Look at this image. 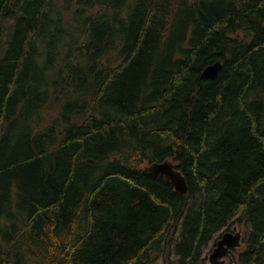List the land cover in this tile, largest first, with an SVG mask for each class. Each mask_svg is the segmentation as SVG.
<instances>
[{
    "label": "trees",
    "instance_id": "1",
    "mask_svg": "<svg viewBox=\"0 0 264 264\" xmlns=\"http://www.w3.org/2000/svg\"><path fill=\"white\" fill-rule=\"evenodd\" d=\"M232 221L264 264V0H0V264H206Z\"/></svg>",
    "mask_w": 264,
    "mask_h": 264
},
{
    "label": "water",
    "instance_id": "2",
    "mask_svg": "<svg viewBox=\"0 0 264 264\" xmlns=\"http://www.w3.org/2000/svg\"><path fill=\"white\" fill-rule=\"evenodd\" d=\"M222 67L221 61L217 60L213 63L206 65L201 71L203 78L214 79L218 75ZM147 171L155 176L162 175L173 186L174 191L177 194H186L188 185L185 176L174 167L172 161L166 159L164 161H154L147 166ZM241 244V233L239 231L224 232L221 237L216 241L215 247L209 254L210 264H223L222 257L225 253L234 247H238Z\"/></svg>",
    "mask_w": 264,
    "mask_h": 264
},
{
    "label": "rangeland",
    "instance_id": "3",
    "mask_svg": "<svg viewBox=\"0 0 264 264\" xmlns=\"http://www.w3.org/2000/svg\"><path fill=\"white\" fill-rule=\"evenodd\" d=\"M146 165V164H145ZM236 227L237 229H240L242 231L243 234L244 233V228H242L240 226L239 223H236L234 221H232L231 223H229V225H227L226 227H224L222 230L224 231L225 229L232 231L233 228ZM220 235V233H217L214 235V237L212 238V240L209 242L208 246L205 248L204 252L207 255V259H208V254L211 251L212 247L214 246V243L216 241V239L218 238V236ZM242 246V245H241ZM242 248V247H241ZM240 247L238 249H241ZM225 263L224 264H236L233 255H228L225 256L224 258ZM207 264H209L208 260L206 261ZM154 264H164L163 258L159 257Z\"/></svg>",
    "mask_w": 264,
    "mask_h": 264
},
{
    "label": "bare ground",
    "instance_id": "4",
    "mask_svg": "<svg viewBox=\"0 0 264 264\" xmlns=\"http://www.w3.org/2000/svg\"><path fill=\"white\" fill-rule=\"evenodd\" d=\"M245 213V212H244Z\"/></svg>",
    "mask_w": 264,
    "mask_h": 264
}]
</instances>
